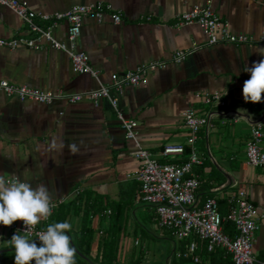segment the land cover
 I'll use <instances>...</instances> for the list:
<instances>
[{"label": "crops", "instance_id": "crops-1", "mask_svg": "<svg viewBox=\"0 0 264 264\" xmlns=\"http://www.w3.org/2000/svg\"><path fill=\"white\" fill-rule=\"evenodd\" d=\"M24 1L42 13L98 1L122 12L123 21L118 24L109 19L102 22L85 19L78 39V49L89 55L104 83L110 81L113 73H123L142 63L168 60L177 50H192L181 62H169L166 67L150 72L145 84L126 87L120 96V111L126 118L137 121L138 141L160 159L165 144L185 141L182 122L185 110L194 107L202 112L206 110L201 102L204 94L225 92L228 106L207 108L210 126L202 131L200 143L206 160L195 170L198 194L203 201L207 196L228 200L243 194L255 205L264 204V170L247 166L245 159L250 132L255 123L264 122V109L245 102L242 95L244 81L250 78L244 69L264 60V41L210 45L198 24H179L180 13L209 0ZM210 3L232 32L253 38L264 32V0H210ZM17 34L27 35L25 26L14 12L0 5V37ZM65 34L66 25L59 24L55 35L65 40ZM0 79L66 92L97 86L90 75L72 70L64 52L51 48H0ZM73 143L79 148L76 155L68 149ZM132 151L133 144L126 140L105 99L98 105L87 99L43 104L0 94V175L7 180L19 178L33 187L45 184L52 200H71L74 192L81 190L109 202H126L128 220L120 239L118 264H128L140 247L145 249L142 264L152 262L149 244H164L171 260L179 255L180 242L158 228L153 209L139 199V184L126 177L139 166ZM102 217L95 215L91 222L94 235L89 255L93 260H100L99 231L108 225ZM65 222L72 225L68 234L73 238L80 229L81 216L71 212ZM13 235L7 232L0 235V252L12 251L8 241ZM263 251L264 222L253 243L256 257ZM168 259L163 264H168Z\"/></svg>", "mask_w": 264, "mask_h": 264}, {"label": "built area", "instance_id": "built-area-1", "mask_svg": "<svg viewBox=\"0 0 264 264\" xmlns=\"http://www.w3.org/2000/svg\"><path fill=\"white\" fill-rule=\"evenodd\" d=\"M0 5L9 8L22 21L27 35L17 34L9 38L0 37V48L16 49L19 47L45 50L56 49L64 52L76 73L88 74L97 82L92 89L80 92H66L63 89L41 90L26 85H17L5 79H0V94L16 98L20 101L31 100L38 103L50 104L57 100L76 103L83 99L98 105L105 99L116 116L126 140L133 144L131 153L138 162L137 170L128 174L139 184V199L151 207L155 214V221L160 230L167 231L177 242L196 238L201 248L210 253L216 249L224 251L231 257L233 264H264L253 253L255 233L264 222V204L255 205L249 202L243 194L232 196L226 219L234 225L235 237L231 238L222 230V219L219 206L215 198L202 201L198 194L199 180L195 170L206 160L205 153L200 151V132L208 130L211 114L210 107H226L229 100L225 92L214 91L201 97L206 110L199 112L190 107L182 115L186 138L182 143H167L160 151V159L155 158L144 149L137 138L138 123L126 118L119 108L120 96L128 86L145 84L146 76L159 68H164L169 62H181L192 50H177L168 60H155L137 65L123 73H113L110 81L100 80V72L91 63L89 55L78 49V39L85 19L102 22L109 19L113 24L123 21L122 12L113 9L109 3L98 1L89 4H74L63 11L42 13L32 9L24 0H0ZM179 24L196 23L207 36V44H250L264 41V32L253 38L232 32L229 25L211 8L210 0L204 5H193L188 11L178 15ZM64 23L66 25L65 40L55 35V28ZM264 109V101L253 103ZM246 164L252 168L264 170V122L255 123L245 146ZM13 178L11 181H14ZM81 190H76L77 196ZM66 198L52 200V214ZM110 214L109 210L103 215ZM52 216V215H51ZM41 221L32 233V239L40 244L38 233L50 224ZM25 231L22 221H16L12 226L0 225V235L4 232L21 234ZM103 232L99 231L102 236ZM191 240L187 246V254L193 257V263L199 264L200 257L195 255L199 244ZM139 245V241H135Z\"/></svg>", "mask_w": 264, "mask_h": 264}, {"label": "clouds", "instance_id": "clouds-1", "mask_svg": "<svg viewBox=\"0 0 264 264\" xmlns=\"http://www.w3.org/2000/svg\"><path fill=\"white\" fill-rule=\"evenodd\" d=\"M244 70L250 73L242 88L244 101L261 103L264 101V60ZM68 149L73 155L79 152L75 143L69 144ZM52 207L47 185L33 187L30 182L19 178L10 182L0 175V225L10 227L14 222L22 221L25 226L23 235L18 232L8 241L15 250V264H76L77 250L68 234L72 230L69 222L48 224L38 233L39 246L31 238L35 227L52 215Z\"/></svg>", "mask_w": 264, "mask_h": 264}, {"label": "trees", "instance_id": "trees-1", "mask_svg": "<svg viewBox=\"0 0 264 264\" xmlns=\"http://www.w3.org/2000/svg\"><path fill=\"white\" fill-rule=\"evenodd\" d=\"M202 131L200 132V137L203 143ZM209 198L210 196H207V199ZM217 203L222 219V230L229 237L233 238L236 235V230L234 225L226 219L229 209L228 201L225 198L217 199ZM128 206L129 204L123 201L109 202L102 196L81 192L73 199L61 204L52 214L50 223L65 222L71 212L80 215V229L72 238V244L77 250L75 257L76 264H90V262L92 264H118L120 239L128 220ZM106 210L110 211V214L107 216L103 215V212ZM98 214H101L102 218L107 219L108 225L107 228L102 230L103 234L100 237V260H93L89 255L94 235L91 222L92 218ZM191 240L198 243L196 238L182 241L180 243L179 255L177 257L172 256L169 264H194L193 257L187 254V246ZM8 248L12 249V251L0 253V264H15V250L12 246ZM195 255L200 257L199 264H233L231 257L225 254L224 251L216 249L208 253L205 248H201L200 244L199 250L196 251ZM144 256V251L139 249L132 254V258L128 264H142ZM257 259L259 261L264 260V251L257 256Z\"/></svg>", "mask_w": 264, "mask_h": 264}, {"label": "rangeland", "instance_id": "rangeland-1", "mask_svg": "<svg viewBox=\"0 0 264 264\" xmlns=\"http://www.w3.org/2000/svg\"><path fill=\"white\" fill-rule=\"evenodd\" d=\"M149 251H151L152 255H151V261L150 263L148 264H163L164 262V259H168V255H169V252L167 254V250H166V247L164 246V244H162L161 246H155V244H149ZM140 249H142L140 247ZM139 250V248L137 249V251ZM145 251V249H142ZM154 250V251H153ZM146 259V258H145ZM144 261V259H143ZM161 261V262H160ZM168 261V264L170 263V259L167 260ZM143 264H146L143 262ZM167 264V263H166Z\"/></svg>", "mask_w": 264, "mask_h": 264}, {"label": "water", "instance_id": "water-1", "mask_svg": "<svg viewBox=\"0 0 264 264\" xmlns=\"http://www.w3.org/2000/svg\"><path fill=\"white\" fill-rule=\"evenodd\" d=\"M8 251H11V250H4V251H1L0 253L8 252ZM89 262H90V261H89ZM90 264H92V263L90 262Z\"/></svg>", "mask_w": 264, "mask_h": 264}]
</instances>
